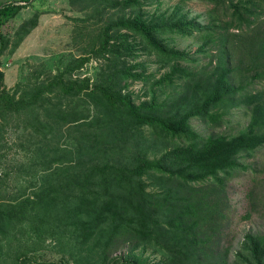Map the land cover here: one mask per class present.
<instances>
[{"label": "trees", "instance_id": "trees-1", "mask_svg": "<svg viewBox=\"0 0 264 264\" xmlns=\"http://www.w3.org/2000/svg\"><path fill=\"white\" fill-rule=\"evenodd\" d=\"M34 1L18 0L0 6V60L12 43L13 53L38 26L40 14L36 13L23 22L14 40L3 32L4 26ZM202 1L214 6V21L206 27L196 20L147 15L141 7L142 0H103L108 6L138 9L130 17L110 19L107 24L113 23L103 27L80 57L47 81H37L28 88L18 84L10 92L0 71V138L7 114L45 107L50 94L81 97L96 110L95 117L77 110L60 111L58 116L66 122L78 128L88 125L94 132L86 137L89 143L78 147L76 161L63 170L66 176L62 184L42 189L35 199L29 198L21 205L22 210H38L37 218L41 220L54 210L53 215L64 229L60 226L50 235L60 242H73L80 254H85L79 255L82 259L94 264H141L133 249L127 256L110 258L119 247L133 243L135 248L154 243L164 255L168 253L183 264L201 263L203 257L221 258L216 240L227 210L225 198L231 170L241 154L264 146V88L248 91L256 81H264V30L240 39V43L234 40L238 35L229 30L255 26L264 16V0H240L229 5L224 0ZM216 21L223 22L224 27ZM122 30L139 34L168 61L183 59L185 53L166 44V32H204L206 44L216 47V65L195 73L181 70L182 66L175 63L161 83L174 82L185 75L181 77V94L171 102L164 101L162 107L156 96L150 102L137 104L132 93L126 92L128 78L135 76L131 70L117 66L122 53L135 50ZM91 58L106 60L100 73L102 79L91 82L88 77L74 78ZM241 105L250 110L251 119L248 127L235 136L212 134L203 138L189 127L194 117L219 126L225 111ZM88 118L92 120L87 122ZM145 126L191 142L151 158L142 132ZM209 179L215 182L203 184ZM246 241L249 264H264V236L248 234ZM211 252L214 256H210ZM221 260L217 264H224Z\"/></svg>", "mask_w": 264, "mask_h": 264}, {"label": "rangeland", "instance_id": "rangeland-1", "mask_svg": "<svg viewBox=\"0 0 264 264\" xmlns=\"http://www.w3.org/2000/svg\"><path fill=\"white\" fill-rule=\"evenodd\" d=\"M15 1L18 0H0V6ZM224 1L229 5L240 0ZM141 7L147 15L196 20L204 27L213 20L211 10L214 6L202 0H142ZM137 9H125L114 4L108 6L103 0H35L28 4L3 28V32L14 37V40L23 22L36 13L40 14L38 26L18 44L13 53L12 43L10 54L7 51L1 56L0 71L5 75L6 87L12 92L18 84L28 88L37 81H47L62 71L72 59L80 57L84 48L97 39L103 27L113 23L107 24L110 19L114 21L130 17ZM216 22L222 27L225 25ZM212 28L221 30L215 25ZM259 29L264 30V16L251 28L243 26L242 29L233 28L229 32L238 35L234 40L240 43V39L250 37ZM204 32L195 31L191 35L166 32L163 36L166 44L185 53L183 59L168 61L139 34L121 31L128 34L129 42L135 46L134 53H122L120 66L117 64L120 68L131 70L130 74L135 76L128 78L129 88L126 91L132 93L135 103L150 102L156 96L162 107L164 101L176 99L183 90L181 77L186 76L182 75L174 82L161 83L175 63L182 66L181 70L195 73L215 67L216 47L211 43L206 44ZM105 63V59L91 58L83 69L74 74V78L88 77L91 82L100 81ZM121 84H125V79ZM263 88L264 81H256L248 91L256 92ZM45 102V107L39 106L20 114L10 113L3 120L0 138V264H94L79 256L85 254H80L73 242H60L50 235L58 227L63 228L53 215L54 210L46 220H41L37 218L38 210L21 209L24 201L35 199V194L42 189H55L62 184L66 176L63 170L71 165L69 163L76 161L78 147L84 142L89 143L86 137L94 132L88 125L78 128L58 116L60 111L73 113L77 110L95 117L96 110L89 108L81 97L50 94ZM225 112L219 126L194 117L190 119L189 127L203 138L212 134L231 137L248 127L251 112L247 107L241 105ZM91 120L88 118L87 122ZM142 132L148 140L151 158L177 145L191 142L185 137L165 136L148 126ZM236 162L237 166L231 170L227 183V210L216 240L221 258L206 260L203 257L201 263L194 264H211L209 261L217 264L221 259L224 264H249L246 236H264V146L254 152L241 154ZM211 182L215 181L209 179L203 184ZM131 249L140 257L141 264H183L168 253L164 255L154 243L140 244L137 248L135 243L126 244L119 247L110 258L127 256Z\"/></svg>", "mask_w": 264, "mask_h": 264}]
</instances>
